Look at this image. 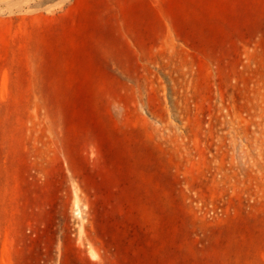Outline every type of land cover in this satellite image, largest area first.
Listing matches in <instances>:
<instances>
[{"label":"rangeland","instance_id":"1","mask_svg":"<svg viewBox=\"0 0 264 264\" xmlns=\"http://www.w3.org/2000/svg\"><path fill=\"white\" fill-rule=\"evenodd\" d=\"M0 264H264V0H0Z\"/></svg>","mask_w":264,"mask_h":264}]
</instances>
